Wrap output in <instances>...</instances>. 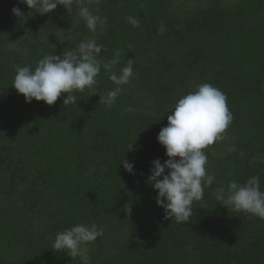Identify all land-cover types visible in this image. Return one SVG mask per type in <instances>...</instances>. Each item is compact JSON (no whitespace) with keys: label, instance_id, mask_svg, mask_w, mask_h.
<instances>
[{"label":"trees","instance_id":"16d2710c","mask_svg":"<svg viewBox=\"0 0 264 264\" xmlns=\"http://www.w3.org/2000/svg\"><path fill=\"white\" fill-rule=\"evenodd\" d=\"M14 5L0 0V264H82L52 243L93 223L104 233L88 245L89 264H264V219L215 198L218 187L252 176L264 191V0H85L105 19L95 32L75 0L44 15L19 4L22 19ZM87 40L103 46L104 63L119 53L117 72L132 62L111 107L99 102L115 87L103 67L95 94L77 92V104L63 105V93L51 106L26 103L12 88L17 66ZM202 83L225 94L233 120L204 150L213 185L177 223L164 218L146 178L151 161L167 159L156 137L168 112ZM123 159L134 161V175Z\"/></svg>","mask_w":264,"mask_h":264},{"label":"clouds","instance_id":"9594fccd","mask_svg":"<svg viewBox=\"0 0 264 264\" xmlns=\"http://www.w3.org/2000/svg\"><path fill=\"white\" fill-rule=\"evenodd\" d=\"M72 2L17 0L11 13L22 19L25 14L19 4L26 5L29 10H33L32 13L44 15L62 3L70 6ZM75 2L80 5L77 11L89 31L95 32L98 27L105 26V19L93 15L85 6V0ZM128 20L133 26L139 25V21L132 17ZM158 31L163 34L165 27L161 25ZM102 48L95 40H87L81 42L78 49L69 50L63 55L43 56L34 68L17 66L11 86L17 94L23 95L26 103L35 100L51 106L63 93L66 94L63 105L77 104V92L88 88L95 94L94 86L98 83L97 77L103 67L115 87L99 102L111 107L122 92V86L129 83L134 73L130 60L118 72L115 70L119 53L106 63L97 59ZM127 111L133 112L135 108L130 106ZM168 113L167 124L156 137L167 159L163 163L159 158L150 162L146 183L156 192L155 203L164 210L165 219L187 223L192 217L194 202L202 201L205 187L213 185L215 181L214 175L206 169L208 157L204 150L224 140L223 133L231 124L233 116L225 94L209 83H202L195 91L181 97ZM134 141L127 150H134ZM230 150L235 151V148ZM120 164L126 172L135 174L134 161L123 159ZM215 198L226 209L230 207L233 211L264 219V191H261L259 176H252L243 184L230 181L215 190ZM130 211L128 208L129 214ZM103 233V228L95 223L75 224L57 232L52 247L65 252L70 258L79 257L82 264H89L88 245L103 236Z\"/></svg>","mask_w":264,"mask_h":264}]
</instances>
